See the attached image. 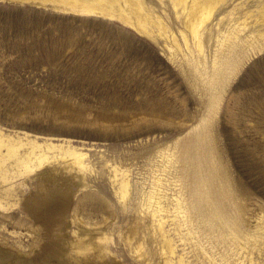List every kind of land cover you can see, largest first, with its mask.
<instances>
[{
	"label": "rangeland",
	"instance_id": "rangeland-1",
	"mask_svg": "<svg viewBox=\"0 0 264 264\" xmlns=\"http://www.w3.org/2000/svg\"><path fill=\"white\" fill-rule=\"evenodd\" d=\"M151 2L164 16L165 31L174 32L185 49L170 0ZM237 2L250 6L253 16H264V0H224L207 27L215 30L220 17ZM232 21L223 18L219 35ZM214 32L215 38L218 31ZM211 42L205 43L207 50L214 49L216 42ZM171 44L162 35L154 39L120 19L0 0V130L27 132L39 141L42 136L55 143L69 140L88 163L83 185L63 165L58 150L48 152L55 157V181L48 172L37 176L38 167H16V190L4 197L0 189V249L12 252L13 258L22 255L23 260L35 261L73 250L64 241L73 240L76 227L67 214L45 225L27 210L49 187H60L70 193L66 199L72 206L81 201L73 209L78 217L85 223H103L110 233L108 252L99 264H140L121 231L137 219L139 194L148 188L157 150L173 148L175 137L208 116L217 160L243 208L244 217H234L236 226L241 232L250 229L255 215L264 210V49L230 77L214 113L208 107L206 77L191 72L181 51ZM113 164L128 169L131 184L125 199L113 190ZM171 235L174 260L182 256L191 264H215L188 235ZM256 242L238 253L242 264H264V238ZM152 264H157L155 258Z\"/></svg>",
	"mask_w": 264,
	"mask_h": 264
},
{
	"label": "bare ground",
	"instance_id": "bare-ground-1",
	"mask_svg": "<svg viewBox=\"0 0 264 264\" xmlns=\"http://www.w3.org/2000/svg\"><path fill=\"white\" fill-rule=\"evenodd\" d=\"M7 1L42 5L80 16L116 18L154 39L159 35L164 36L172 43L169 47L172 48L174 44L181 51L191 72L197 71L206 77L208 107L214 113L230 77L253 54L264 49V16H253V9L242 2L235 3L227 14L222 15L214 30L207 27L206 21L224 0H170L182 26L179 33L185 43L183 49L174 32L165 31L164 16L157 12L151 0ZM224 17L229 22L233 21L219 35L218 25ZM216 30L218 33L214 38ZM210 39L211 45L216 42L213 50L205 48V43ZM209 121L210 116L204 117L184 135L175 137L173 148L159 147L157 150L159 154L150 168L148 188L139 194L141 206L135 215L137 219L126 223L121 231L130 252L140 264H152L153 258L157 264H191L189 260L184 261L182 256L177 261L173 259L172 232L180 239L184 234L188 235L195 247L215 264H242L238 253L247 249L248 244L257 246L256 241L264 238V220L261 219L264 210L255 215V222L248 231L241 232L236 226L234 217H244L243 208L233 197L228 173L217 160ZM195 129L198 130L195 132ZM191 132H195L194 135L187 136ZM42 137V141H39L37 135L30 136L27 132L22 135L0 130V189L4 197L16 190L13 181L15 168L19 165L27 170L38 167L37 176L48 172L51 180L55 181L56 173L52 166L55 157L48 155L50 150H58L63 165L71 168L79 185L85 183L84 173L88 169L85 153L69 140L67 143H55L51 137ZM110 171L114 192L125 199L131 184L128 169L113 164ZM49 188L39 197V203H31L27 210L35 221L41 217L39 220L46 224L57 216L67 214L70 217L76 226L72 231L74 238L64 241L73 249L69 252L72 260L68 259L69 254H65V250L62 256L52 255L35 261L25 257L23 260L22 255L13 258L12 252L1 248L0 264H99L108 252L110 233L103 223H85L82 217L77 216L73 209L81 201L72 206L70 200L66 199L70 193L60 187ZM74 249L82 253V257L73 256Z\"/></svg>",
	"mask_w": 264,
	"mask_h": 264
}]
</instances>
